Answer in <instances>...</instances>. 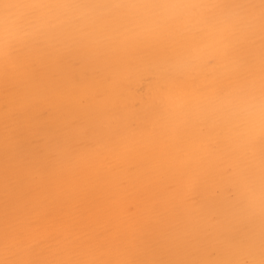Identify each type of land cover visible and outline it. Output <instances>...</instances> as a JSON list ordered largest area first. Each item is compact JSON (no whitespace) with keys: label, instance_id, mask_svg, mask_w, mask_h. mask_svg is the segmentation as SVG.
<instances>
[{"label":"bare ground","instance_id":"obj_1","mask_svg":"<svg viewBox=\"0 0 264 264\" xmlns=\"http://www.w3.org/2000/svg\"><path fill=\"white\" fill-rule=\"evenodd\" d=\"M0 264H264V0H0Z\"/></svg>","mask_w":264,"mask_h":264}]
</instances>
